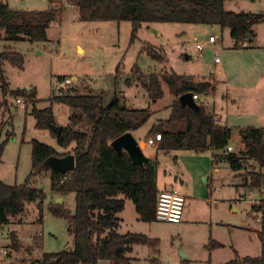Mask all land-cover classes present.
Instances as JSON below:
<instances>
[{
  "label": "rangeland",
  "instance_id": "1",
  "mask_svg": "<svg viewBox=\"0 0 264 264\" xmlns=\"http://www.w3.org/2000/svg\"><path fill=\"white\" fill-rule=\"evenodd\" d=\"M0 4L14 11L35 14L50 8L58 10L47 29L45 43L2 45L23 57L22 68L3 64L8 91L34 90L36 102L33 106L37 110L50 107L55 126L66 127L73 114L66 105L52 102L57 80L63 77L72 81L67 88L70 95H101L103 108L116 97L121 107L139 112L138 116L141 111H149L147 123L131 135L145 158L156 162L158 190H178L187 199L177 224L156 220L141 222L132 203L124 200V208L117 215L120 220L117 234H137L158 240L156 255L146 246H133L127 254L133 264H225L236 258L260 255L259 234L264 238V179L260 189L253 190L248 185L252 175H264V167L247 160L241 139L239 142L235 132L237 126L244 124L264 129V21L253 26L255 39L252 43L246 48L235 49L229 31L219 27L142 25L132 40L130 23L80 22L77 10L65 0L52 7L48 0H0ZM263 7L264 0L229 1L224 5L226 12L250 13L264 19ZM209 37L216 40L214 45L207 43ZM196 45L204 46L201 53ZM148 49L157 53L163 62L148 57ZM216 57L219 65H214ZM137 69L143 81L134 75ZM151 74H176L193 82L212 84L213 90L199 95V100L208 114L232 129L233 140L229 145L245 163L244 170L234 172L225 163H212V153L208 150L165 152L156 149L157 143L150 148L143 145L146 132L153 125L166 122L176 100L165 85H162L161 99L151 98L141 84ZM3 99L8 109L0 117V183L18 186L30 174L32 141L53 148L60 155H71L73 146L59 149L50 131L36 129L31 103L21 99V104H16L12 97H3L0 83V103ZM165 128L171 129L170 126ZM29 183L45 195L42 217L39 218L35 204H29L25 206L21 221L11 220L7 226L0 227V249H7L8 257L4 259L7 264H20V259L26 255L24 249L28 247L29 238L34 234L42 239L41 252L33 253L34 260L39 259L41 253L72 250L66 220L48 211L49 206L60 205L56 204L60 195L50 192V172L30 178ZM61 201L66 210L74 211L73 194L61 197ZM10 233L17 237L16 251L9 248ZM215 243L221 247L212 248ZM32 246L35 248L38 244L33 241ZM98 264L109 263L101 261Z\"/></svg>",
  "mask_w": 264,
  "mask_h": 264
},
{
  "label": "trees",
  "instance_id": "2",
  "mask_svg": "<svg viewBox=\"0 0 264 264\" xmlns=\"http://www.w3.org/2000/svg\"><path fill=\"white\" fill-rule=\"evenodd\" d=\"M63 0H48L49 6L58 5ZM67 5L77 10L80 22H127L132 27L134 40L142 25L182 24L206 25L228 30L235 49L254 41L253 26L264 21L262 17L226 12L224 5L229 1L242 0H65ZM50 8V7H49ZM58 13L47 9L40 13L19 12L0 4V83L1 95L31 103L36 102V92L31 89L8 91L3 64L22 68L23 57L19 52L2 47L3 43H45L47 29ZM247 36L251 41H247ZM152 60H163L148 49ZM139 81L141 73L134 70ZM63 78L57 80L61 81ZM154 101L161 99L162 85L176 98L170 107L166 122L153 125L146 132L145 139L160 136L158 150H190L194 152L211 151L212 163L219 164L220 155L229 147L232 129L219 125L213 114H208L202 105L195 111L181 106L178 98L184 94L207 95L213 90L210 82H193L187 77L176 74H151L141 83ZM34 102V103H33ZM57 102L69 107L73 114L69 124L61 128L58 138L50 131L54 125L52 109L37 110L34 106L31 115L36 120V129L50 131L59 149L73 146L74 170L63 174L44 167L51 157L63 158L53 148L37 141L31 144V170L29 177L21 185L8 186L0 183V227L7 226L10 220L22 215L25 206L35 204L39 218L45 199L43 192L29 186L32 177L50 172V192L60 196L74 195L75 208L72 213L63 204L49 206L48 211L56 218L67 222V234L72 241L71 251L43 253L36 264H133L127 257L132 247H148L153 255L158 253V240L148 239L137 234H117L120 220L117 215L124 208V200H129L144 223L155 221L157 196L160 192L156 185V162L146 158L142 166L134 165L126 153L117 154L109 144L116 138L133 133L143 127L149 119V111H136L121 107L114 97L102 107L100 96H76L67 93L55 97ZM8 104L5 99L0 103V117ZM170 126L167 130L165 127ZM243 145L244 156L260 167H264V129L244 128L238 130ZM2 146L0 147V154ZM224 163L234 172H241L246 165L234 153L226 155ZM65 176L68 180L61 181ZM250 189H260L264 175H252ZM260 255L255 258H236L225 264H264V238L259 234ZM10 249L17 248L10 237ZM217 243L212 248H220Z\"/></svg>",
  "mask_w": 264,
  "mask_h": 264
},
{
  "label": "built area",
  "instance_id": "3",
  "mask_svg": "<svg viewBox=\"0 0 264 264\" xmlns=\"http://www.w3.org/2000/svg\"><path fill=\"white\" fill-rule=\"evenodd\" d=\"M207 43L210 45H214L216 43V40L213 37H209L207 40ZM196 49L199 53H201L204 49V46L196 45ZM214 63L215 64L219 63V59L217 57L214 59ZM71 84H72L71 79L67 77H65L61 81H58L55 85L56 87L55 97H63L64 95H66L68 91L67 88L70 87ZM192 100L196 104L204 106V104L199 100V96L192 95ZM16 104H21V101L16 100ZM159 139H160L159 135L153 138H148L144 141V146L147 148H150L151 146H153L154 143H157ZM231 153H233V149L231 146H229L220 155L221 157L220 162L224 163L223 158L226 155L231 154ZM68 179H69L68 176H65L63 180L61 181V183ZM185 204H186V197L184 194H182L178 190L172 189V190L160 191L157 196V203H156L154 218L158 222L177 224L181 221V216H182V212L185 207ZM7 257H8L7 249H0V264H7L4 261V259Z\"/></svg>",
  "mask_w": 264,
  "mask_h": 264
},
{
  "label": "water",
  "instance_id": "4",
  "mask_svg": "<svg viewBox=\"0 0 264 264\" xmlns=\"http://www.w3.org/2000/svg\"><path fill=\"white\" fill-rule=\"evenodd\" d=\"M247 41H251V38L249 36H247ZM178 102L181 106H187L195 111L198 110V105L192 100L191 94L181 95L178 98ZM49 129L56 136V138L59 137L61 132L60 127L49 125ZM109 146L117 154H120L122 152L126 153L134 165L142 166L146 159L142 153L141 148L139 147V144L133 138L131 133H126L116 138L109 144ZM44 167L51 171L66 174L74 170V157L72 155H68L63 158L51 157L45 161ZM56 204H61V201L58 199L56 201ZM182 258L184 259L186 257L182 255Z\"/></svg>",
  "mask_w": 264,
  "mask_h": 264
},
{
  "label": "crops",
  "instance_id": "5",
  "mask_svg": "<svg viewBox=\"0 0 264 264\" xmlns=\"http://www.w3.org/2000/svg\"><path fill=\"white\" fill-rule=\"evenodd\" d=\"M73 8V7H72ZM254 39H255V36H254ZM17 44H20V43H17ZM247 45H249V44H245L244 46H243V48H246L247 47ZM220 64V62L218 63V64H215L214 63V65H219ZM74 78H72V80H73ZM16 103V102H15ZM254 116H256V114H254ZM239 120H242V118H239ZM218 121V120H217ZM218 123H219V125H221V126H223V124L221 123V122H219L218 121ZM226 127V126H225ZM248 127H250V128H254V127H251V126H249V125H247V124H244V126H237V131L235 132V134H237V136H238V139H239V142H240V136L238 135V130H240V129H244V128H248ZM233 140V136L231 137V141ZM143 145H144V142H143ZM156 149H158V147H156ZM146 158H148L147 156H146ZM215 172H218L217 171V169L215 170ZM29 186L30 187H33V188H36L32 183H29ZM58 195V194H57ZM56 195V196H57ZM185 195V194H184ZM61 197H63V196H59V200L61 201ZM185 197H186V195H185ZM186 199H187V197H186ZM62 202V201H61ZM187 208V207H186ZM258 211V209L255 211V212H257ZM24 218V216H22V215H20V216H18L17 218H14V219H12V222H19V221H21L22 219ZM10 222H11V220H10ZM262 228H264L263 226H262ZM11 235H10V237L13 239V241L14 242H16L17 244H18V240H17V237H16V235H14L13 233H10ZM30 241H31V244H30ZM33 241L34 242H36V244H38V246H36L35 248H34V246H32V243H33ZM17 244H16V246H17ZM31 247H33L34 249H28L27 250V248H31ZM41 248H42V239H41V237H40V235H38V234H34V235H32V236H30V238H29V243H28V247H26L24 250L25 251H27L25 254V257H22L21 259H20V264H25L27 261L30 263V264H36L39 260H40V258H41V256H42V254L43 253H41V255H40V258L39 259H36V260H34V257H33V253L35 252V251H38V252H41ZM17 249V248H16ZM16 249H14L13 251H16Z\"/></svg>",
  "mask_w": 264,
  "mask_h": 264
}]
</instances>
